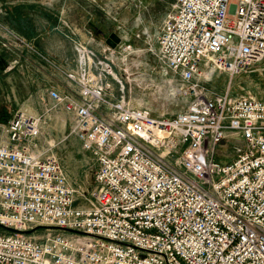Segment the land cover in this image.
I'll return each mask as SVG.
<instances>
[{"label": "built area", "instance_id": "built-area-1", "mask_svg": "<svg viewBox=\"0 0 264 264\" xmlns=\"http://www.w3.org/2000/svg\"><path fill=\"white\" fill-rule=\"evenodd\" d=\"M171 5L159 57L183 82L175 88L185 109L155 115L115 97L109 76L123 82L114 52H136L131 43L103 56L79 43L85 69L65 72L78 96L49 90L72 114L69 135L96 161L89 196L70 184L54 139L37 150L41 116L19 109L5 125L0 264H264V99L203 82L264 71V0ZM228 141L227 160L219 149ZM37 226L39 237V228L28 232Z\"/></svg>", "mask_w": 264, "mask_h": 264}, {"label": "rangeland", "instance_id": "rangeland-1", "mask_svg": "<svg viewBox=\"0 0 264 264\" xmlns=\"http://www.w3.org/2000/svg\"><path fill=\"white\" fill-rule=\"evenodd\" d=\"M170 1L172 0H37V4L22 5L21 11L25 17L30 15L32 20L35 17L39 22L47 21L53 26L48 44L53 48V57L60 62L69 58L74 50V45L67 42L68 38L65 34L73 35L75 27L84 31L85 28H89L91 32H88L87 35L89 38L93 37L94 40L87 43L94 46V49L96 47L100 56L109 55L112 50L108 49L104 52L103 48L112 46L96 29H100L106 34L117 33L120 37L118 44L131 43L136 52L123 56L118 52L119 47L114 52L116 65L113 67L123 82L122 86L109 76L108 79L112 81L115 97L119 98L124 95L132 105L148 107L155 115L170 116L185 109L188 104L187 97L180 94L175 88L183 82L166 68L165 63L159 57L157 37L167 13L171 10ZM7 8L2 7L0 13L3 14L2 12H5ZM88 20L92 22L91 27L88 25ZM77 41L76 51L77 57H79L81 52L78 47L82 42L78 39ZM55 73L57 74V72L54 71L55 78L60 77ZM33 75V67L30 62L17 61L0 64L1 139H3V135L7 137L4 128L5 122L17 110L29 111L40 108L35 96L37 88L31 83ZM41 83V79L37 81V84ZM211 84L218 91L224 88V83L220 79ZM233 84L231 92L235 96L253 94L264 99V71L262 70L253 67L248 72L234 77ZM53 123L55 125L56 122L53 121ZM53 127L52 129H54ZM59 127L54 129L56 132L53 135H47V140L41 133V140H37V148L45 151L48 140L54 139L58 144L53 152L59 157L70 184L79 190L78 192L83 191L85 195L89 196L95 185L92 172H95L96 161L88 151L82 149L73 135L59 143V136H62L58 134L61 131ZM225 143L226 145L219 149V154L227 155L228 160L235 156V145L229 141ZM76 203L85 205L88 200L80 194L77 195ZM37 231L35 236L39 237L43 234L44 228H39Z\"/></svg>", "mask_w": 264, "mask_h": 264}, {"label": "crops", "instance_id": "crops-1", "mask_svg": "<svg viewBox=\"0 0 264 264\" xmlns=\"http://www.w3.org/2000/svg\"><path fill=\"white\" fill-rule=\"evenodd\" d=\"M174 1L175 0H172L170 1V3L172 4ZM31 4H37V0H5V2H3V0H0V9L2 7L7 8L9 6L5 12H2L3 14L0 13V64L2 62H30V65L33 67L34 72L31 83L32 86L37 88L35 96L36 102L39 104L40 108L36 110L25 111L27 113L42 117V133L46 137V140L47 135H53L54 132H56L54 129H58V127L60 126L59 128L61 131L60 133H57L62 135L59 136L60 138L58 140L59 143H62L70 136L69 133L72 124V114L65 110L63 105H55L54 100L49 95V90L56 89L63 94H69L74 97L78 96L77 86L66 77L65 72L75 71L80 74L83 73L85 69V63L82 55H79V57H77V39L86 44L94 39L93 37L89 38L87 33H90L91 31L89 30V28L86 29L85 26V31L81 28L75 27L73 35L70 33H66L65 35L68 38L67 42H71L74 45V50L70 54L69 58H67L64 62H60V60H57L53 57V48H51L48 44V39L51 36L53 26H51V24L47 21L39 22L35 17L32 20L30 15L25 17L24 14L18 13L16 11V9L20 7V5L22 6ZM19 18L20 20L25 19L23 25L18 22ZM91 23L92 22L88 20V25L90 27ZM14 35H18L28 40L32 44L34 49L18 43ZM73 36L76 37L74 38ZM90 46L94 48V46ZM261 66L262 64H259L257 65V68ZM54 71L57 72V74L55 73L56 76L60 75V77L55 78ZM40 79L42 80V83L37 84V81H40ZM218 79L222 80L224 83L223 90L219 92H225L229 90L230 93L233 94L231 90L234 86V77L231 78L227 73L215 72L209 80H204L203 82L209 88L215 89L211 83ZM7 121L9 120L7 119ZM7 121L5 122V124L7 123ZM53 121L56 122L55 125ZM52 127L54 129H52ZM2 138L7 142V137L5 135H3ZM75 138L80 143L79 139L77 137ZM37 150L41 151L38 148Z\"/></svg>", "mask_w": 264, "mask_h": 264}, {"label": "water", "instance_id": "water-1", "mask_svg": "<svg viewBox=\"0 0 264 264\" xmlns=\"http://www.w3.org/2000/svg\"><path fill=\"white\" fill-rule=\"evenodd\" d=\"M105 37H107V43L109 45H111L112 47H115L120 42V37L115 32H112L110 34H105ZM92 174L94 175V171L92 172ZM40 227H43V226H37L34 229L29 230L28 232H31L37 228H40ZM8 230L15 231V229H13V228H8Z\"/></svg>", "mask_w": 264, "mask_h": 264}, {"label": "trees", "instance_id": "trees-1", "mask_svg": "<svg viewBox=\"0 0 264 264\" xmlns=\"http://www.w3.org/2000/svg\"><path fill=\"white\" fill-rule=\"evenodd\" d=\"M22 9H23V8H22V6H21V7L17 8L16 11H17L18 13H21V14H22V11H21ZM24 20H25V19L20 20V18H19L18 22H20V23L23 25ZM22 31H23V30H22Z\"/></svg>", "mask_w": 264, "mask_h": 264}, {"label": "flooded vegetation", "instance_id": "flooded-vegetation-1", "mask_svg": "<svg viewBox=\"0 0 264 264\" xmlns=\"http://www.w3.org/2000/svg\"><path fill=\"white\" fill-rule=\"evenodd\" d=\"M98 28V27H97ZM97 30V32L99 33V34H102L104 37H105V34L106 33H104V32H102V30H100V29H96ZM106 38V40H107V37H105Z\"/></svg>", "mask_w": 264, "mask_h": 264}]
</instances>
